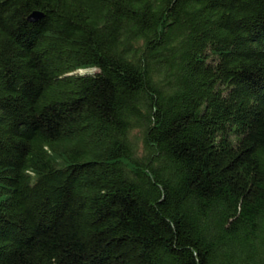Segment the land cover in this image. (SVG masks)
Instances as JSON below:
<instances>
[{
    "label": "trees",
    "instance_id": "trees-1",
    "mask_svg": "<svg viewBox=\"0 0 264 264\" xmlns=\"http://www.w3.org/2000/svg\"><path fill=\"white\" fill-rule=\"evenodd\" d=\"M0 264H264V0H0Z\"/></svg>",
    "mask_w": 264,
    "mask_h": 264
},
{
    "label": "water",
    "instance_id": "water-1",
    "mask_svg": "<svg viewBox=\"0 0 264 264\" xmlns=\"http://www.w3.org/2000/svg\"><path fill=\"white\" fill-rule=\"evenodd\" d=\"M40 16H42V12L35 10L33 11L30 15H29V20H36L38 19Z\"/></svg>",
    "mask_w": 264,
    "mask_h": 264
}]
</instances>
